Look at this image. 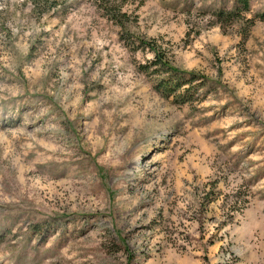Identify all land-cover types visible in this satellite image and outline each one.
I'll use <instances>...</instances> for the list:
<instances>
[{
	"label": "rangeland",
	"instance_id": "obj_1",
	"mask_svg": "<svg viewBox=\"0 0 264 264\" xmlns=\"http://www.w3.org/2000/svg\"><path fill=\"white\" fill-rule=\"evenodd\" d=\"M247 2L0 0V264H264Z\"/></svg>",
	"mask_w": 264,
	"mask_h": 264
},
{
	"label": "trees",
	"instance_id": "obj_2",
	"mask_svg": "<svg viewBox=\"0 0 264 264\" xmlns=\"http://www.w3.org/2000/svg\"><path fill=\"white\" fill-rule=\"evenodd\" d=\"M238 1L240 2V5H241L242 9H247L248 8V2H247V0H238ZM95 2L99 3L100 0H95ZM260 17H264V13H262L260 15ZM158 61H159V58L154 59L153 60V63L156 64ZM165 87H166V84H165Z\"/></svg>",
	"mask_w": 264,
	"mask_h": 264
}]
</instances>
